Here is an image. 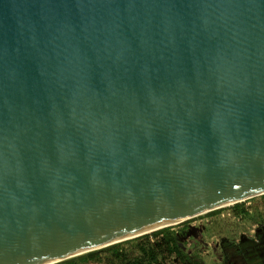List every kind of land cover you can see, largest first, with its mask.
Segmentation results:
<instances>
[{
  "label": "water",
  "instance_id": "95a60500",
  "mask_svg": "<svg viewBox=\"0 0 264 264\" xmlns=\"http://www.w3.org/2000/svg\"><path fill=\"white\" fill-rule=\"evenodd\" d=\"M263 193L264 0H0V264Z\"/></svg>",
  "mask_w": 264,
  "mask_h": 264
},
{
  "label": "trees",
  "instance_id": "16d2710c",
  "mask_svg": "<svg viewBox=\"0 0 264 264\" xmlns=\"http://www.w3.org/2000/svg\"><path fill=\"white\" fill-rule=\"evenodd\" d=\"M248 198L250 205L245 206V200L209 210L204 214L218 213L225 207H230L232 213L240 218H248L252 210L258 212L256 234L257 244L239 248L235 241L221 238V264H264V193ZM248 208L251 209L249 212ZM258 210V211H257ZM192 219V218H189ZM189 219L174 225L155 229L123 241L115 242L101 248L77 254L51 264H203L201 259L186 251L190 229ZM125 242H134L137 254L130 253L123 247ZM228 245L231 247L227 248Z\"/></svg>",
  "mask_w": 264,
  "mask_h": 264
},
{
  "label": "rangeland",
  "instance_id": "374dc122",
  "mask_svg": "<svg viewBox=\"0 0 264 264\" xmlns=\"http://www.w3.org/2000/svg\"><path fill=\"white\" fill-rule=\"evenodd\" d=\"M257 196L258 195H256L255 198H258ZM257 214L258 212L255 213V211L252 210L249 217H245L243 219H239L237 216L233 218L231 215L226 214L219 216H208L204 215V213L190 217L193 219H190L191 221H188L187 225L190 229V233L187 237L188 249L193 251H191L192 254H196L197 256L199 255V257L202 255L203 258L209 261V264H221L220 249L215 247V243H219L221 238L225 237L234 240L235 245L239 248H245L248 246L253 247L255 244H257V238L261 240L260 235L258 237V235L255 233L257 228ZM241 233H243L244 236L242 235V237H240ZM208 243H210V245ZM123 247L128 252H131H129L130 255L138 253L134 242H125L123 243ZM230 247L231 245L227 246L228 250ZM206 249H208V251L204 253L203 250ZM217 260L220 261L218 262Z\"/></svg>",
  "mask_w": 264,
  "mask_h": 264
},
{
  "label": "crops",
  "instance_id": "0c3cea01",
  "mask_svg": "<svg viewBox=\"0 0 264 264\" xmlns=\"http://www.w3.org/2000/svg\"><path fill=\"white\" fill-rule=\"evenodd\" d=\"M248 205H250V200L249 199H246V201H245V206L247 207ZM248 210H249V212L251 211V209L250 208H248ZM203 214V213H202ZM224 214H226V215H231L233 218L234 217H236L233 213H232V211H231V208L230 207H225V208H223L221 211H219L218 213H214V214H204V215H208V216H219V215H224ZM194 217V216H193ZM197 217V216H196ZM189 219V218H188ZM193 219V218H192ZM243 219V218H242ZM189 221H191L190 219H189ZM190 223V222H189ZM187 225H188V222H187ZM243 236H244V234L243 233H241ZM240 234V235H241ZM220 241V240H219ZM209 245H210V243H208ZM215 247H217V248H219L220 249V245H219V243H215ZM186 249V251L188 252V253H192L193 251L191 250V249H188V246L185 248ZM192 251V252H191ZM208 251V249H206V250H203V252L205 253V252H207ZM220 252H221V250H220ZM198 257H199V255H198ZM201 257V258H200ZM199 258L201 259V261H203V264H209V261H207L205 258H203L202 257V255L200 256ZM218 262L220 261V260H217Z\"/></svg>",
  "mask_w": 264,
  "mask_h": 264
},
{
  "label": "bare ground",
  "instance_id": "6f19581e",
  "mask_svg": "<svg viewBox=\"0 0 264 264\" xmlns=\"http://www.w3.org/2000/svg\"><path fill=\"white\" fill-rule=\"evenodd\" d=\"M138 234H141V233H135V234H132V235H130V236H137ZM129 236V237H130Z\"/></svg>",
  "mask_w": 264,
  "mask_h": 264
}]
</instances>
